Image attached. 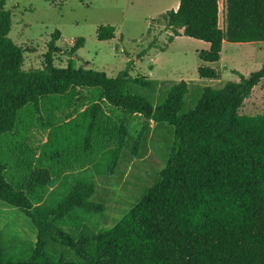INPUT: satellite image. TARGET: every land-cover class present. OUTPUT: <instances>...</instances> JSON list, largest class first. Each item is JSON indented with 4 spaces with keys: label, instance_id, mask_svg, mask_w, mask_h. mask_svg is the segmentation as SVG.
I'll use <instances>...</instances> for the list:
<instances>
[{
    "label": "trees",
    "instance_id": "trees-1",
    "mask_svg": "<svg viewBox=\"0 0 264 264\" xmlns=\"http://www.w3.org/2000/svg\"><path fill=\"white\" fill-rule=\"evenodd\" d=\"M177 1L163 14L172 32L167 39L183 35L208 44L198 51L201 78L219 77L207 63L219 59L224 40L264 41V0H225V28L219 0ZM5 3L0 0V201L30 219L36 241L6 255L0 230V264H264V113L239 112L264 79V66L238 72L239 81L204 87L180 113L185 80L154 104L134 92L152 82L131 77V61L114 77L75 68L71 58L55 66L57 29L45 65L24 68L25 50L9 36ZM114 31L100 25L97 39H112ZM83 41L70 46V57ZM153 47L159 48L156 38L139 57ZM150 121L173 128L158 181L112 227L74 238L70 232L85 223L96 227L104 216L105 204L91 199L96 177L115 174L129 136L136 154ZM48 242L80 260L57 256Z\"/></svg>",
    "mask_w": 264,
    "mask_h": 264
},
{
    "label": "rangeland",
    "instance_id": "rangeland-1",
    "mask_svg": "<svg viewBox=\"0 0 264 264\" xmlns=\"http://www.w3.org/2000/svg\"><path fill=\"white\" fill-rule=\"evenodd\" d=\"M175 3L176 0H6L5 8L11 12L9 36L25 50L24 68L45 65L48 43L57 29L60 37L52 53L55 66L65 67L71 58L75 68L99 70L114 77L131 61L130 76H145L152 82L149 88L135 87L134 92L154 104L171 85L185 80L189 90L179 111L183 113L195 105L204 87L219 88L227 81H239L238 72L248 75L264 66V41H225L219 59L210 64L219 71V77L201 78L197 74L202 63L198 51L207 49L208 44L183 35L173 36L170 42L167 39L172 32L165 27L163 14ZM219 8V25L225 28V0H219ZM100 25L113 26L114 37L98 40ZM77 38H83V45L70 57V46ZM153 38L159 48H150L139 57ZM239 112L264 113V79L253 88ZM150 125L135 155L131 153L133 138L129 136L115 174L96 177L91 199L105 204L104 216L96 227L85 223L81 231L70 232L74 238L80 232L94 233L99 228L112 227L158 181L173 142V128L152 121ZM0 230L6 255L19 248L29 250L36 241V228L30 219L3 201H0ZM47 249L65 260H80L74 251L57 243L48 242Z\"/></svg>",
    "mask_w": 264,
    "mask_h": 264
},
{
    "label": "crops",
    "instance_id": "crops-1",
    "mask_svg": "<svg viewBox=\"0 0 264 264\" xmlns=\"http://www.w3.org/2000/svg\"><path fill=\"white\" fill-rule=\"evenodd\" d=\"M177 6H178V1L176 0V3L174 4V7H173L172 9H176ZM219 12H220V8H219ZM225 41H226V40L223 41L222 45H224ZM227 42H228V41H227ZM230 43H232V42H230ZM244 43H245V42H244ZM221 50H222V49H221ZM213 63H214V62H212V63H207V64L210 65V64H213Z\"/></svg>",
    "mask_w": 264,
    "mask_h": 264
}]
</instances>
